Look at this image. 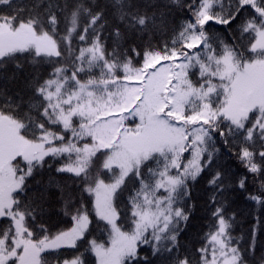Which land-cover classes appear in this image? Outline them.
I'll return each mask as SVG.
<instances>
[{"label": "snow or ice", "instance_id": "1", "mask_svg": "<svg viewBox=\"0 0 264 264\" xmlns=\"http://www.w3.org/2000/svg\"><path fill=\"white\" fill-rule=\"evenodd\" d=\"M258 235L264 0H0V264H264Z\"/></svg>", "mask_w": 264, "mask_h": 264}, {"label": "trees", "instance_id": "2", "mask_svg": "<svg viewBox=\"0 0 264 264\" xmlns=\"http://www.w3.org/2000/svg\"><path fill=\"white\" fill-rule=\"evenodd\" d=\"M205 187H206L205 183L201 182V184L197 188L198 194L203 195ZM233 198L236 199L235 196ZM234 207H237L243 210L242 214L238 217V219L240 220V224L237 226L234 232V235H237V236L245 235L246 236L247 233L250 231L252 225L255 223L254 216L258 215V213L252 210L253 206L251 204H245L243 200H237ZM58 208H59V205H57V209ZM204 215L205 213L203 211H199L196 214V220L189 233V236L186 238L189 241H191L197 233H202L203 231L207 230L204 226L206 222L201 219ZM52 223L55 224L57 227H61V228L71 227L70 218L63 214L53 215ZM87 239L88 240L96 239L97 241H107V233L103 231V224H101L99 228H95L94 230H92L91 235L88 236ZM262 240H264V236L258 235L257 243L259 244L260 241ZM86 247H87V243L85 242L83 244V247H81L80 251L83 252L84 248ZM74 254L76 253H74L73 250L71 249L66 250V255L68 257H71ZM140 254L141 256L148 255L149 254L148 246H142ZM84 258L86 260V264H97V258L95 257V254L90 251L85 253Z\"/></svg>", "mask_w": 264, "mask_h": 264}, {"label": "rangeland", "instance_id": "3", "mask_svg": "<svg viewBox=\"0 0 264 264\" xmlns=\"http://www.w3.org/2000/svg\"><path fill=\"white\" fill-rule=\"evenodd\" d=\"M98 242L107 243V241H98Z\"/></svg>", "mask_w": 264, "mask_h": 264}]
</instances>
